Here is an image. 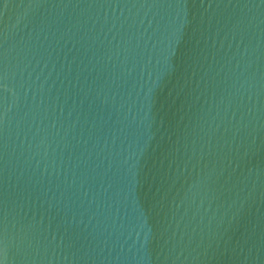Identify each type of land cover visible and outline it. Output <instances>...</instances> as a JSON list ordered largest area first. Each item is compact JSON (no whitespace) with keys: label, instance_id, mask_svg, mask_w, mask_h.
Masks as SVG:
<instances>
[{"label":"water","instance_id":"95a60500","mask_svg":"<svg viewBox=\"0 0 264 264\" xmlns=\"http://www.w3.org/2000/svg\"><path fill=\"white\" fill-rule=\"evenodd\" d=\"M0 264H264V0H0Z\"/></svg>","mask_w":264,"mask_h":264}]
</instances>
